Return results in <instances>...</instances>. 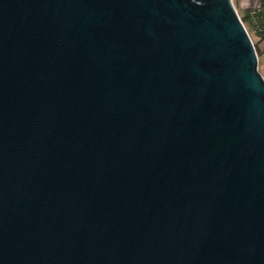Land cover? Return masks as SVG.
<instances>
[{
  "label": "water",
  "instance_id": "water-1",
  "mask_svg": "<svg viewBox=\"0 0 264 264\" xmlns=\"http://www.w3.org/2000/svg\"><path fill=\"white\" fill-rule=\"evenodd\" d=\"M0 264H264L233 0H0Z\"/></svg>",
  "mask_w": 264,
  "mask_h": 264
},
{
  "label": "rangeland",
  "instance_id": "rangeland-1",
  "mask_svg": "<svg viewBox=\"0 0 264 264\" xmlns=\"http://www.w3.org/2000/svg\"><path fill=\"white\" fill-rule=\"evenodd\" d=\"M233 1H234V4L236 5L241 17L243 19H245V24H246L254 42L257 44V47L259 50V70L264 75V44H260V41L257 39V34L255 33L252 22L250 21L251 18L249 17V12H247L243 7V4L257 3L258 0H233Z\"/></svg>",
  "mask_w": 264,
  "mask_h": 264
},
{
  "label": "trees",
  "instance_id": "trees-1",
  "mask_svg": "<svg viewBox=\"0 0 264 264\" xmlns=\"http://www.w3.org/2000/svg\"><path fill=\"white\" fill-rule=\"evenodd\" d=\"M252 9H249V17L251 18L250 21L253 24L254 29H256V31L259 33V35L261 37H264V0L262 3V6L260 7V12L258 14V16H253L251 14ZM245 22V19H243ZM257 51H258V55H259V50L257 47V44L255 43Z\"/></svg>",
  "mask_w": 264,
  "mask_h": 264
},
{
  "label": "crops",
  "instance_id": "crops-1",
  "mask_svg": "<svg viewBox=\"0 0 264 264\" xmlns=\"http://www.w3.org/2000/svg\"><path fill=\"white\" fill-rule=\"evenodd\" d=\"M260 4H261V1H259L258 0V2L257 3H252V4H243V7H244V9L247 11V12H249V9H251V8H255V7H258V6H260ZM255 30V33L257 34V39L260 41V44H264V37H261L260 35H259V33L256 31V29H254Z\"/></svg>",
  "mask_w": 264,
  "mask_h": 264
},
{
  "label": "built area",
  "instance_id": "built-area-1",
  "mask_svg": "<svg viewBox=\"0 0 264 264\" xmlns=\"http://www.w3.org/2000/svg\"><path fill=\"white\" fill-rule=\"evenodd\" d=\"M261 1V4H260V6H258V7H255V8H251L252 9V11H251V14L253 15V16H258V14H259V12H260V7L262 6V3H263V0H260Z\"/></svg>",
  "mask_w": 264,
  "mask_h": 264
}]
</instances>
